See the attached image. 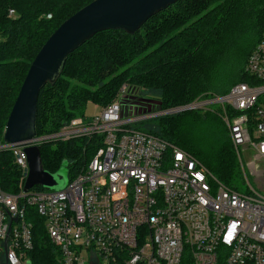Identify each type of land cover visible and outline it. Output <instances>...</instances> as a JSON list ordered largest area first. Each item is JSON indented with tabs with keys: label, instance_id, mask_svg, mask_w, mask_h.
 <instances>
[{
	"label": "built area",
	"instance_id": "built-area-1",
	"mask_svg": "<svg viewBox=\"0 0 264 264\" xmlns=\"http://www.w3.org/2000/svg\"><path fill=\"white\" fill-rule=\"evenodd\" d=\"M244 74L247 81L226 95L192 104L219 105L242 171L237 188L219 183L177 146L132 128L165 114L128 117L134 107L126 104V85L100 115L31 141L95 139L93 156L62 190L23 193L29 145L0 144L23 179L15 194L0 187V260L6 252V264L30 263L34 212L59 264H264V33ZM242 152L250 156L245 165Z\"/></svg>",
	"mask_w": 264,
	"mask_h": 264
},
{
	"label": "trees",
	"instance_id": "trees-1",
	"mask_svg": "<svg viewBox=\"0 0 264 264\" xmlns=\"http://www.w3.org/2000/svg\"><path fill=\"white\" fill-rule=\"evenodd\" d=\"M92 1L0 0V129L40 48L63 21ZM10 9L15 17H8ZM263 33L264 0H178L134 35L97 33L68 56L55 85L41 90L37 137L56 134L72 119L84 118L88 102L108 106L123 85L159 95L160 111L224 96L235 80L247 81L245 63ZM154 46L156 51H146ZM214 119L220 126L214 127ZM221 120L217 112L193 109L161 115L143 130L193 156L219 183L237 188L242 171ZM94 143L92 137L45 141L39 146L42 166L55 174L66 163L71 179L93 156ZM22 183L12 154L1 151V189L15 194ZM32 215L30 264H59L43 220Z\"/></svg>",
	"mask_w": 264,
	"mask_h": 264
},
{
	"label": "water",
	"instance_id": "water-1",
	"mask_svg": "<svg viewBox=\"0 0 264 264\" xmlns=\"http://www.w3.org/2000/svg\"><path fill=\"white\" fill-rule=\"evenodd\" d=\"M178 0H93L63 21L40 48L20 86L2 135L3 146H27L28 171L23 193L34 188L62 190L68 182L60 170L50 174L42 166L39 146H31L37 137V100L46 85H55L70 54L97 33L122 31L134 35L151 17ZM191 105L164 112L165 115L193 110ZM66 166V163H64ZM5 246V244H4ZM6 264V252H5ZM30 264V263H28Z\"/></svg>",
	"mask_w": 264,
	"mask_h": 264
},
{
	"label": "rangeland",
	"instance_id": "rangeland-1",
	"mask_svg": "<svg viewBox=\"0 0 264 264\" xmlns=\"http://www.w3.org/2000/svg\"><path fill=\"white\" fill-rule=\"evenodd\" d=\"M155 47L156 46L149 48L146 51H156ZM235 82L239 83L238 79L235 80ZM127 88L128 89H127V98L126 99L129 102H126V104H129L130 106L134 107L133 110L130 111V115L128 117L134 118L135 116H137L140 113H141V115H154V114H157L160 112V110L158 109V106H157L159 95H157L154 92H150V91H147L145 89H141L140 87L128 85ZM120 98L121 97H119V99H118V103L120 101ZM206 100H204V101H206ZM133 101H135L134 104H133ZM192 104H191V106H192ZM174 109H176V108H174ZM199 109L202 112L203 111H213V112L218 113L219 105L218 104L204 105ZM167 111H169V110H167ZM101 112H102V108L88 102L86 107H85L84 115H85V118H92V117L100 115ZM162 112H166V111H162ZM173 114H177V113H173ZM157 117H159V116H155V117L145 119L144 121H141L139 123H134L131 125V127L132 128L149 129V127L155 125L154 118H157ZM211 121H212V124L214 125V127L220 126L217 119H214ZM4 128H5V126H2L0 129L1 136L4 132ZM242 159H243V162L245 165L250 160V156L247 153L242 152ZM60 172L64 175L65 180H67V169H66L65 165H63L61 167ZM249 180H250L251 185L255 188L256 186H255L253 180H251V178ZM32 220L33 219L31 218V221ZM103 264H105V263H103Z\"/></svg>",
	"mask_w": 264,
	"mask_h": 264
},
{
	"label": "flooded vegetation",
	"instance_id": "flooded-vegetation-1",
	"mask_svg": "<svg viewBox=\"0 0 264 264\" xmlns=\"http://www.w3.org/2000/svg\"><path fill=\"white\" fill-rule=\"evenodd\" d=\"M0 264H5L2 260H0Z\"/></svg>",
	"mask_w": 264,
	"mask_h": 264
}]
</instances>
